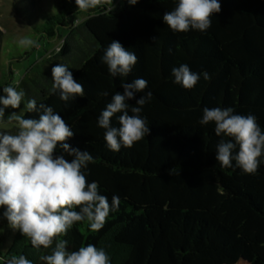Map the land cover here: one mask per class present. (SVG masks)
Masks as SVG:
<instances>
[{"label":"trees","instance_id":"1","mask_svg":"<svg viewBox=\"0 0 264 264\" xmlns=\"http://www.w3.org/2000/svg\"><path fill=\"white\" fill-rule=\"evenodd\" d=\"M26 1L32 9L26 19L38 39L54 44L43 49L38 74L16 84L24 97L20 108L0 119L10 124L0 132L17 133L13 112L38 119L41 103L51 107L74 133L66 141L71 148L93 157L83 170L88 182L96 181L110 204L114 195L120 199L101 230L94 232L83 221L58 237L68 241V251L94 244L106 251L110 264H264V155L255 174L243 173L235 161L221 167L216 148L228 138L215 135L214 123L199 124L205 107H231L234 114L254 115L264 131V0H218L221 11L211 17L210 28L184 33H174L163 21L178 0L135 5L106 0L86 11L75 0H49L52 9L41 18L36 0ZM113 40L138 57L127 77H112L102 62ZM76 52L80 56L72 62ZM56 64H71L69 71L84 86L85 95L70 99L67 107L59 93L50 94ZM181 64L201 74L191 90L173 82L171 69ZM205 71L210 79H204ZM137 78L145 79L147 88L127 103L135 106L152 93L140 113L150 133L114 152L97 120L112 96L123 94L121 82ZM29 99L36 100L38 111H26ZM119 115L112 126L119 127ZM62 153L57 148L55 154ZM63 155L69 162L74 158ZM49 254L50 248H33L0 215V264L19 255L45 264L41 257Z\"/></svg>","mask_w":264,"mask_h":264},{"label":"clouds","instance_id":"2","mask_svg":"<svg viewBox=\"0 0 264 264\" xmlns=\"http://www.w3.org/2000/svg\"><path fill=\"white\" fill-rule=\"evenodd\" d=\"M104 0H75L79 10L94 9ZM138 0H127L135 5ZM221 11L218 0H178L172 11L163 15L164 23L174 33L189 30L206 31L211 27V17ZM156 37H153L155 40ZM21 46H36V41L22 38ZM112 77H127L138 63V57L128 51L116 40L111 41L102 57ZM53 84L50 94L59 93L60 99L68 102L77 96L85 95L84 86L78 83L69 68L56 64L51 69ZM173 82L184 89L191 90L200 80V75L193 72L187 64L171 69ZM205 80L210 79L205 71ZM143 78L131 83L121 82L123 94L116 92L98 117L97 123L105 129L104 140L109 150L119 152L121 148H131L144 139L150 129L146 119L141 118L143 106L152 98L147 92L131 106L128 100L136 93H143L147 88ZM0 95V117L5 116V109L20 108L24 97L22 91L12 86L3 88ZM108 96V92L102 93ZM129 108L131 115L129 114ZM27 112L38 111L35 99H29L25 105ZM39 118H24L15 112L18 131L15 135L0 132V208L2 218L9 226L28 238L33 248L51 249V254L41 259L45 264H110V257L103 248L94 244L81 246L78 251H68V241L58 239L66 236L77 222L87 221L92 231L101 230L110 212L118 211L120 199L114 195L111 204L106 195H102L96 181L88 182L84 169L93 157L87 151H80L66 142L74 133L65 120L45 104ZM118 117L119 127L112 126V118ZM214 123V132L221 139L216 148V160L221 167L235 166L245 174H255L260 166V157L264 155V131L254 115L234 114L231 107H205L200 125ZM74 157L70 162L63 153L57 156L56 150ZM238 149V150H237ZM235 151V155H233ZM79 208V211L75 209ZM54 245V246H53ZM6 264H32L24 255L13 256Z\"/></svg>","mask_w":264,"mask_h":264},{"label":"rangeland","instance_id":"3","mask_svg":"<svg viewBox=\"0 0 264 264\" xmlns=\"http://www.w3.org/2000/svg\"><path fill=\"white\" fill-rule=\"evenodd\" d=\"M35 6L39 18L48 13L50 8L52 9L49 0H36ZM31 11L26 0H0V89L5 86L15 88L22 78L29 81L36 76L44 63L43 49L50 48L54 44V41L44 43L43 40L38 39V34L26 19L31 15ZM25 37L36 41L38 45L21 46L19 41ZM79 56L80 53L76 52L72 55L71 61L76 62ZM52 61L58 63L59 59L55 58ZM71 64L68 65L72 67ZM11 110L12 108L5 109V116ZM8 127L10 124L7 122H0V128ZM3 210L0 208V214Z\"/></svg>","mask_w":264,"mask_h":264},{"label":"built area","instance_id":"4","mask_svg":"<svg viewBox=\"0 0 264 264\" xmlns=\"http://www.w3.org/2000/svg\"><path fill=\"white\" fill-rule=\"evenodd\" d=\"M104 1H106V0H104Z\"/></svg>","mask_w":264,"mask_h":264}]
</instances>
